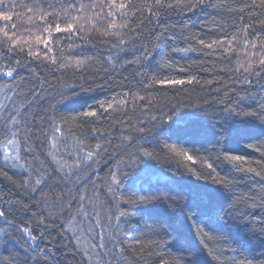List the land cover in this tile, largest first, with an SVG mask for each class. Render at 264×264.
<instances>
[{
  "label": "trees",
  "instance_id": "trees-1",
  "mask_svg": "<svg viewBox=\"0 0 264 264\" xmlns=\"http://www.w3.org/2000/svg\"><path fill=\"white\" fill-rule=\"evenodd\" d=\"M13 2L24 4L28 0H13ZM137 2H143V0H137ZM147 2L152 3L153 0H147ZM197 2L198 0H165L166 4L177 5L176 10L165 8L159 12L158 17H152L151 21L146 20L142 31L137 30L136 33L126 37L129 43L123 51L118 53L120 56L118 63L115 60L107 62L110 56L115 57L117 53H110V45L100 42L102 37L99 33L87 31V28L86 43L78 37L69 39L67 33H53L58 37L51 45L57 49L56 66H53L50 61L32 63V68L40 82L43 83L45 79L47 81L44 84L46 92L41 94L38 108L40 112L45 109L51 110L50 106H54L55 110L64 116L78 115L87 110H95L100 114V118L88 126H81L76 121L65 123L59 118L56 120V126L64 128L62 135L70 146L81 148L84 152L98 151L97 144L107 146V153L101 152L92 165L99 177H105L109 168L113 171L117 168L128 171L130 161L127 156L117 158L113 155L120 153L122 148L120 144L122 136L118 130L121 126L118 125V121L120 119L125 121L122 127H127L128 120H131L133 125L138 123V118L147 122L144 113L135 111L131 105L126 109V116L122 112L104 113L99 108L101 102L108 101L116 93L123 91L144 95L146 100H150L153 110L149 115L159 116L161 110L164 112L176 110L170 125L172 131L169 133L172 139L169 143L176 149L189 150L190 147H196L211 150L215 147L217 150L222 148L233 154L244 155L250 161L260 159V153L247 145L250 143L255 145L258 143L256 140L264 138V124L258 119L261 109L264 108V80L257 82V78L252 77L251 84L243 83L242 78L234 82L233 72L228 69L236 64V58L233 57L231 63L222 61L218 55L208 54L210 50L204 49L197 42L199 38L210 42L222 36L220 26L231 31V26L237 23L238 17L234 11L229 10H236L243 4H251L252 0H243V2L242 0H203L201 6L194 7L191 11L187 9V5ZM16 11L19 15L14 16L13 21L7 23H15L17 30L25 35L34 31L29 25H38L39 22H31L36 19L30 20L23 7ZM21 21L24 24L20 23ZM5 23L0 21V27H3ZM135 27L136 25H133V28ZM78 61H83L85 68L77 69ZM61 63L69 66L60 69L58 65ZM54 67L57 70L52 71ZM181 68L185 71H180ZM21 75L26 76V73L22 71ZM194 75L199 79V84L152 83L155 80L183 79L186 81ZM207 81L212 83L209 84ZM226 84L229 89H232L228 91L227 96L224 95ZM10 86L13 90L8 92L7 88ZM31 87H33L31 83L21 86L20 77H17L15 81L7 77L0 78V105L6 106L9 110L5 112L3 107H0V122L13 109L23 111L25 103L23 95ZM17 93L20 95L17 96ZM137 103L143 107L142 102L137 101ZM229 106L235 109L232 116H227L222 111ZM220 127L225 128L224 140L221 145H214ZM93 129H99V133L108 132L109 129L113 131L101 139L99 134L95 138L92 137ZM69 130H72L70 136L67 135ZM154 134L155 129L148 125L145 135H149L150 138ZM109 140H111L110 145ZM3 141L4 136L0 135V169L4 164ZM52 142L50 136L49 149ZM149 150L152 149L149 148ZM154 154L156 159L149 161L151 165L146 166L137 160L136 167L132 169V172L136 171V173L130 176L119 189L117 198L120 200V210L125 212V216L120 220L113 218L111 227H107L105 222L109 235L115 233L117 236L133 238L125 240V244L130 245L127 264H135L137 261L139 264H158V258L161 256L169 260L170 264H182L180 258L184 255L185 248H198L199 241L195 239L190 221L187 220L181 208L173 210L157 202L146 205L127 202L133 190L144 188V185L140 183V177L145 168H147L146 179H151L175 173L178 164L180 171L184 172V176L176 173L175 178L181 190L194 193L207 188L215 190V199L222 201L228 198L234 203V208L219 221L210 220L204 212L198 213V219L206 224L201 227L213 237L209 241L210 247L216 255L220 256V259H213L207 251L204 254L201 253V256L204 255L209 264H264V231L261 230V219L264 218V199H262L264 198V178L255 176L253 173L238 172L232 164H214L221 176L227 175L229 179L234 178L235 186L232 190L223 192L219 189V185L213 184L207 178L210 172L207 168L202 170V178L198 181L195 176L190 177L185 172L188 162L183 155ZM109 157L112 159L110 160ZM26 159L30 161L31 157ZM24 162L22 159L17 163ZM61 163L65 162L61 161ZM66 163L72 165L75 162L68 160ZM251 166L260 170L255 164ZM8 171L12 180L5 178L0 172V209L12 211L10 205L28 201L26 193L17 187L20 180L24 178V169L16 168L14 172L11 169ZM64 171L70 173L71 168L65 167ZM90 171L91 169L82 172L81 177L87 178ZM151 184L149 187L152 190L169 186L163 179L151 180ZM84 188L91 192V182L83 184L81 190ZM60 195V189L53 187H45L42 193H36L37 199H43L41 208L45 211L55 206ZM96 195L99 197L96 211L101 215L107 214L110 205L103 210L99 207L100 203L105 201V196L99 192ZM185 205L196 207L191 198L185 201ZM34 211L39 212L40 209L37 208ZM153 222L164 224L167 234L158 229L152 231ZM88 240V237L81 236L79 241L73 240V243L84 251L88 246ZM136 240H140L144 245L143 252L136 250L140 247L135 243ZM50 241L58 246L68 242L66 238H61L58 230H53L50 237L40 241V247H50ZM55 258L57 261H62V264H76V261L72 259L71 251L55 252ZM76 259L78 260L79 256ZM95 259L92 257V264H95ZM48 264H52L51 259Z\"/></svg>",
  "mask_w": 264,
  "mask_h": 264
},
{
  "label": "snow or ice",
  "instance_id": "snow-or-ice-1",
  "mask_svg": "<svg viewBox=\"0 0 264 264\" xmlns=\"http://www.w3.org/2000/svg\"><path fill=\"white\" fill-rule=\"evenodd\" d=\"M202 3L203 0H198L196 4L187 5V9L191 11ZM21 7L25 9L30 20L35 18L39 22L37 28L39 35L33 37L31 32L28 35L22 34L17 30L15 23H7L13 21L14 16L19 15L16 9ZM176 7L177 5L172 3L166 4L165 0H153L152 3H148L147 0L143 2H137V0H28L24 4H16L13 0H0V21L6 22L3 27H0V78L7 77L15 81L17 77H20L21 86L25 83L33 84V87L23 95L25 102L23 111L13 109L0 122V135L4 136L2 144L4 164L0 172L5 178L12 180L9 169L13 172L16 168L24 169V178L20 180L17 187L26 193L28 201L10 205L12 211L0 209V264H48L49 259L52 264H62V261L56 260L55 252L68 251L72 252V259L76 261V264H92V257L96 258L95 264H121V262L127 264L130 245H126L125 240L133 238L117 236L115 233L109 235L105 222L107 227H111L113 218L120 220L125 216V212L120 210V200L117 198L119 189L130 176L136 173V171L132 172V169L136 167L137 160L146 166L151 165L149 161L156 159L154 153L183 155L188 162L185 172L190 177L195 176L198 181L202 178V170L207 168L210 170L207 178L213 184L219 185V189L223 192L232 190L235 186L234 178L229 179L227 175L221 176L214 164H232L238 172L253 173L255 176L264 178V138L256 140L258 143L255 145L251 143L247 145L260 153V159L255 161H250L244 155L224 151L222 148L220 150L215 147L211 150L196 147H190L189 150L176 149L169 143L172 140L169 135L172 131L170 125L176 110L172 109L169 112L161 110L159 116L149 115L153 110L151 101L146 100L144 95H137L131 91L118 92L110 100L99 104V108L104 113L122 112L125 116L126 109L131 105L135 111H141L147 117V122L138 118L136 125L128 120L127 127H122L125 124L123 119L118 121V125L121 126L118 130L122 136L120 139L122 148L120 153L113 155L117 158L127 156L130 161L128 171L122 168L113 171L109 168L106 176L101 178L92 165L101 152L107 153V146L97 144L98 151L84 152L81 148L70 146L62 135L64 128L56 126L57 118L65 123L76 121L81 126H88L95 123L100 118V114L95 110H87L78 115L64 116L58 113L54 106H50L51 110L45 109L43 112L38 110L41 94L46 92L44 84L47 81L45 79L43 83L40 82L32 68V63L50 61L53 66L57 65V49L51 45L58 37L53 33H67L69 39L78 37L86 43L87 26L88 31L99 33L102 37L101 43L110 45V53H117L115 57L110 56L107 62L115 60L118 63L120 61L118 53L123 51L129 43L126 37L136 33L137 30L142 31L145 21L158 17L160 11L165 8L175 11ZM229 11H234L238 17L237 23L231 26V31L220 26L222 36L210 42L199 38L198 44L210 50L208 54L218 55L222 61L231 63L232 58H236V64L228 69L233 72L234 82L242 78L243 83L251 84L252 77L257 78V82L264 80V0H259L258 3L257 0H252L251 4H243L238 9ZM133 25L136 27L133 28ZM45 33L47 35H44ZM192 39L197 38L192 37ZM68 66L65 63L58 65L60 69ZM76 67L83 69L85 63L78 61ZM55 70L57 68L54 67L52 71ZM22 71L26 73V76L21 75ZM180 71L185 69L181 68ZM169 82L180 85L200 83L195 75L186 81L183 79L155 80L152 83ZM207 83L211 84L212 81ZM225 89L224 95L227 96L228 91L232 89H229L227 84ZM12 90V86L7 88L8 92ZM16 95L19 96L20 93ZM7 98L12 99V97ZM137 101L142 102L143 107ZM0 107H3L5 112L9 111L4 105ZM222 111L227 116H232L235 109L229 106ZM258 119L264 124V108L261 109ZM148 125L155 129V134L150 138L149 135H145ZM219 129L214 145H221L224 140L225 128ZM112 131L109 129L108 132L99 133V129H93L91 135L95 138L99 134L100 138L104 139ZM71 134L72 130H69L67 135ZM50 136L53 142L49 149ZM108 144H111V140ZM149 148L152 150L150 151ZM27 157H31V160L26 159ZM22 159L25 161L23 164L17 163ZM109 159L111 160L112 157ZM68 160L75 163L67 165ZM253 164L260 170L251 166ZM65 167H70L71 172H65ZM90 169L88 177L82 178L81 173ZM146 171L147 168L140 177V183L144 185V188L133 190L127 202L145 205L157 202L173 210L181 208L187 220L190 221L195 239L199 241L198 248H185L184 255L180 258L182 264H209L204 255L201 256V253L204 254L205 251L213 259L219 260L220 256L214 253L209 244L213 237L201 227L206 224L198 219V213L204 212L210 220L219 221L234 208L233 201L228 198L222 201L215 199V190L207 188L194 193L181 190L175 179L176 173L184 176L179 164L175 173L159 178L146 179ZM156 179L165 180L169 186L152 190L149 187L152 185L151 180ZM53 181L55 183H52ZM89 182H91V192L87 188L81 190V186ZM45 187L59 188L61 191L57 203L48 211L41 208L43 199L36 197V193H42ZM65 189H67L66 192ZM97 192L102 193L106 198L103 203H100V209L103 210L110 205L105 215L96 211L99 200ZM141 192L143 194H139ZM190 198L196 207L185 205V201ZM37 208L40 209L39 212L34 211ZM153 225L152 231L158 229L167 234L164 224L153 222ZM53 230H58L61 238H66L68 242L58 246L50 241V247L41 248L40 241L50 237ZM261 230L264 231V218L261 219ZM81 236L89 238L88 246L84 251L73 243V240L79 241ZM135 243L140 246L136 250L143 252L144 245L141 241L136 240ZM77 256H79L78 260ZM158 264H170V261L161 256L158 258Z\"/></svg>",
  "mask_w": 264,
  "mask_h": 264
},
{
  "label": "rangeland",
  "instance_id": "rangeland-1",
  "mask_svg": "<svg viewBox=\"0 0 264 264\" xmlns=\"http://www.w3.org/2000/svg\"><path fill=\"white\" fill-rule=\"evenodd\" d=\"M36 21L37 20H31V22H33V23H36ZM20 23H23L24 24V22L23 21H21ZM30 26V28H32V29H34V31H32L31 33L33 34V37L35 36V35H39L40 33L37 31V26L38 25H34V24H32V25H29ZM86 28H87V26H86ZM88 31V30H87ZM44 35H47L46 33L44 34ZM42 47V46H41Z\"/></svg>",
  "mask_w": 264,
  "mask_h": 264
}]
</instances>
